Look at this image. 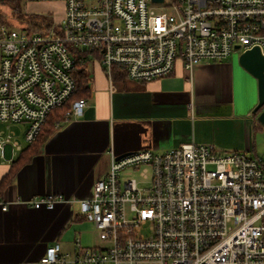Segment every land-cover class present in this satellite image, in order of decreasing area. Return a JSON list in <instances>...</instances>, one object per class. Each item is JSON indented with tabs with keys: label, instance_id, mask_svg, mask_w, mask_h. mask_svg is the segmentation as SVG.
I'll use <instances>...</instances> for the list:
<instances>
[{
	"label": "built area",
	"instance_id": "1",
	"mask_svg": "<svg viewBox=\"0 0 264 264\" xmlns=\"http://www.w3.org/2000/svg\"><path fill=\"white\" fill-rule=\"evenodd\" d=\"M24 1L61 4L64 16L42 30L0 26V124L7 125L0 152L10 147L12 160L71 101L74 74L89 59H98L110 80L118 70L150 82L170 75L177 60L193 72L255 47L264 55V0ZM87 105L75 100L63 122L81 117ZM110 157L90 197L23 202L52 210L78 201L98 231L93 246L75 238L74 252L59 242L48 246L40 264H264V156L219 154L192 139L163 153ZM128 172H139L143 186ZM9 204L0 200V210Z\"/></svg>",
	"mask_w": 264,
	"mask_h": 264
},
{
	"label": "crops",
	"instance_id": "2",
	"mask_svg": "<svg viewBox=\"0 0 264 264\" xmlns=\"http://www.w3.org/2000/svg\"><path fill=\"white\" fill-rule=\"evenodd\" d=\"M239 55L203 62L193 72L177 60L170 75L150 82L129 80L118 70L110 80L98 59L78 67L75 74H85L89 89L83 115L61 122L0 194L1 201L10 203L7 211L0 210V264H40L47 247L56 242L65 252L75 251V239L64 241L63 236L73 223L88 222L79 213L78 201L52 210L23 202L47 194L90 197L94 182L110 167V151L117 156L144 150L163 153L192 139L220 151L214 146L216 132L229 125L237 128L243 142L250 131L255 136L260 129L253 114L258 82L240 65ZM252 146L253 156H264L255 141ZM7 148L4 155L0 152V182L21 153L12 160ZM93 227L90 233L83 227L75 232L83 246L99 243Z\"/></svg>",
	"mask_w": 264,
	"mask_h": 264
},
{
	"label": "rangeland",
	"instance_id": "3",
	"mask_svg": "<svg viewBox=\"0 0 264 264\" xmlns=\"http://www.w3.org/2000/svg\"><path fill=\"white\" fill-rule=\"evenodd\" d=\"M22 6H23V11L25 13L28 12H38V13H28V14H41V15H47L51 16L52 22L55 20L56 22H60L63 19L64 16V9L61 4H55V3H48V2H26L22 1ZM0 13L4 16V18L7 20V22L10 24V27H16L20 28L22 27L23 23L26 22V20L22 21L17 17V15L12 11V9L9 6H3L0 8ZM45 13V14H44ZM49 14V15H48ZM51 24V23H50ZM27 25V23H26ZM49 23H42L40 27L36 30H42L45 26H48ZM32 25V28L34 29ZM236 54H240V52H237ZM256 124L260 126V129L257 128L255 136L252 135V131L249 132V135L246 134V140L243 142L241 139L236 135V130L237 128H233L230 125L225 127L223 130H220L219 132H216L217 135V140L221 142H225V145L229 143L228 146H223L219 144L216 140V143H214V146L220 150L217 151L219 154H224L226 151H232V150H237V151H243L247 153H252L254 155V150H253V144L255 141L257 150L260 155L264 154V126L257 120L256 117ZM6 130L7 125L6 124H0V131L1 130ZM13 130H15L17 133L19 132V129L17 126H13ZM239 141L241 143H239ZM233 144L234 146H230ZM240 145V146H239ZM214 147V148H215ZM9 150V147L7 148V152ZM126 176H129L131 178H135L138 182L139 186H143V179L141 178L139 172H133V173H126ZM77 213V212H76ZM93 223L90 221L85 222L83 225H79L77 223H73V225L65 232L63 236L64 241H71L74 240L76 235V231H80L82 227L88 232H92L94 230ZM144 232H147L144 230Z\"/></svg>",
	"mask_w": 264,
	"mask_h": 264
},
{
	"label": "trees",
	"instance_id": "4",
	"mask_svg": "<svg viewBox=\"0 0 264 264\" xmlns=\"http://www.w3.org/2000/svg\"><path fill=\"white\" fill-rule=\"evenodd\" d=\"M23 0H0V8L3 6H9L12 11L21 19L26 20L22 27L34 31L42 25V23H52L51 16L41 15V14H28L23 11L22 6ZM27 23V25H26ZM33 26L34 29L32 28ZM0 26H10L4 16L0 13ZM76 79V93L66 105L55 109L47 119L45 125L43 126L38 138L35 142L30 144L26 149L22 150L18 159L13 162L11 170L0 182V194L6 189L10 183H12L21 169V167L32 160V158L39 152L40 148L54 135V133L59 128V124L63 122L66 112L71 108L72 103L75 100L85 98L88 92V87L86 85L85 74L83 72L74 74Z\"/></svg>",
	"mask_w": 264,
	"mask_h": 264
},
{
	"label": "water",
	"instance_id": "5",
	"mask_svg": "<svg viewBox=\"0 0 264 264\" xmlns=\"http://www.w3.org/2000/svg\"><path fill=\"white\" fill-rule=\"evenodd\" d=\"M151 1L153 3L164 2V0ZM236 49H239V46H236ZM239 63L246 71L256 78L258 82V103L253 109V114L257 116V120L264 126V55L259 47H255L240 53ZM120 157L122 156H119V158Z\"/></svg>",
	"mask_w": 264,
	"mask_h": 264
}]
</instances>
